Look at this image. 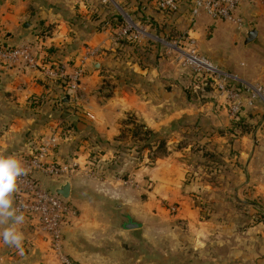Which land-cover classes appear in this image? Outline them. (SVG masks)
I'll return each mask as SVG.
<instances>
[{
    "label": "crops",
    "instance_id": "crops-1",
    "mask_svg": "<svg viewBox=\"0 0 264 264\" xmlns=\"http://www.w3.org/2000/svg\"><path fill=\"white\" fill-rule=\"evenodd\" d=\"M115 1L117 5L102 0H0V25L10 43L19 45L41 35L53 50L51 55L63 63L75 57L68 47L73 44L78 50L89 46L98 51L88 62L79 92L64 103L55 101L56 92L46 86L50 79L44 73L24 72L0 63V155H15L24 166L45 125H66V138L50 158L73 165L74 171L70 176L53 177L38 170L36 176L52 191L69 180L74 197L78 187L86 183L78 174L84 168L81 162L89 154V146L99 148V143L104 142L109 147L101 155L111 156L124 119L132 115L144 128L168 137V153L157 157L154 165H141L135 170V188L148 180L149 193L157 199H170L180 191L189 204L187 207L184 203L182 208L184 218L199 216L197 199H230L221 191L222 180L230 185H264V103L251 102L242 93L241 120L236 122L229 114L227 95L213 84L198 87L196 76L181 64L173 47V43H184L185 35L190 34L200 53L222 69L251 82L263 79L264 0L258 4L245 2L240 7L238 13L244 20L241 29L229 20L215 22L205 13L193 23L186 8L176 14H164L155 0ZM115 14L123 19L130 16L146 34L138 41L119 40L117 29L105 24ZM252 29L257 35L246 43ZM105 79L113 87L110 96L102 95ZM44 93L48 100L32 107L31 97ZM59 112L64 113L63 120ZM73 121H79L76 127L72 126ZM178 126L182 132L176 129ZM191 131L197 141L180 144ZM80 136H84V141L78 150L75 140ZM195 156H199V162ZM205 168L210 171L206 173ZM115 190L110 196H119ZM119 193H123L122 189ZM141 193L132 191L129 198L125 193L124 201L111 198L121 206L128 205L127 213L133 215L131 210L139 212V203H143ZM12 198L14 202V193ZM90 200L73 198L79 206L89 205L93 202ZM76 211L77 216L65 229L64 252L79 264L105 261V255L101 256L95 247V237H102L94 234L95 228L82 224L83 216ZM6 226L0 225V231ZM114 227L109 238L120 248L129 231ZM18 228L24 236L23 253L14 245L4 244L0 237V264H61L43 230L28 220ZM132 230L137 234L139 228ZM185 249L182 243V250ZM137 260L141 262L142 257Z\"/></svg>",
    "mask_w": 264,
    "mask_h": 264
},
{
    "label": "rangeland",
    "instance_id": "rangeland-1",
    "mask_svg": "<svg viewBox=\"0 0 264 264\" xmlns=\"http://www.w3.org/2000/svg\"><path fill=\"white\" fill-rule=\"evenodd\" d=\"M203 87L201 84L200 88ZM112 93L113 87L105 79L102 95ZM124 121L128 123L124 124ZM124 121L121 130L126 129L127 136L116 139L111 156L101 155L102 150L106 151L109 147L104 142H98L99 148L89 146V154L81 162L84 168L78 174L86 183L82 189L79 186L78 193L74 192L76 196L70 199L78 214L83 216L82 224L95 228L94 234L102 237L103 244H99L101 240L95 237L99 244L95 243V247L96 252L105 255L106 260L98 264H264V185L257 187L255 184L254 187V184L240 182L230 185L222 180L219 184L221 191L228 194L230 199L226 196L225 199L203 196L195 202L199 216L184 218L182 208L186 200L180 191L170 199H157L149 193L151 187L148 180L142 183V187L135 188V170L141 165H154L157 157L168 153L167 135L160 133L139 140L133 132L144 124L132 115H128ZM176 129L181 130V127ZM193 133L187 132L179 143L197 141L198 137ZM161 139L165 140L162 148L157 146ZM75 141L79 150L84 136ZM149 142H153L152 147H149ZM143 145H148V148ZM193 154L198 155V152ZM74 155L78 156L76 153ZM194 159L199 162V156ZM205 170L206 173L210 171ZM115 189L119 192L122 189L123 193L110 196ZM132 191H142L143 206L139 203L140 211L135 213L131 210L133 215H129L126 210L128 205L121 206L111 197L124 201V194L129 198ZM75 197L88 198L93 202L90 200L89 205L79 206L73 201ZM185 206L189 207V204L185 203ZM130 222L138 225L126 227ZM116 225L129 231L128 235H123L126 238L120 248H116L117 243L109 238L114 234ZM134 228H139L137 234L133 233ZM182 243L187 247L185 251L182 250ZM138 257H142L141 262H138Z\"/></svg>",
    "mask_w": 264,
    "mask_h": 264
},
{
    "label": "built area",
    "instance_id": "built-area-1",
    "mask_svg": "<svg viewBox=\"0 0 264 264\" xmlns=\"http://www.w3.org/2000/svg\"><path fill=\"white\" fill-rule=\"evenodd\" d=\"M104 3H114L115 0H102ZM184 0H155L156 6L164 12H176ZM263 0H188L190 20L205 13L215 22L229 20L240 29L244 27V20L239 15L240 7L245 3L258 4ZM124 25L118 32V39L138 41L146 31L130 16L124 19ZM185 35L184 43H173L181 64L188 68L197 78L198 87L205 81H210L217 91L229 98V114L233 119L241 116L244 94L249 100L264 103V78L255 82L248 81L236 73L222 69L205 55L200 53L193 38ZM41 35L35 40L25 41L19 45L10 43L8 34L0 25V63L8 67L18 68L20 71H39L51 80H61L63 97H75L79 92L82 80L87 74L89 60L94 59L98 51L92 47L76 50L75 57L68 63L47 57L45 40ZM237 85V86H235ZM244 93V94H242ZM243 99V100H242ZM65 130L62 124L46 125L44 133L37 144L25 159L24 167L27 175L17 180V189L14 192V207L24 213L25 220L43 230L49 237L51 247L57 254L61 264H79L63 250V241L66 227L77 216L76 208L56 191L44 187L37 178L36 172L43 171L53 177L70 176L75 167L70 164L52 160L54 153L65 139Z\"/></svg>",
    "mask_w": 264,
    "mask_h": 264
},
{
    "label": "clouds",
    "instance_id": "clouds-1",
    "mask_svg": "<svg viewBox=\"0 0 264 264\" xmlns=\"http://www.w3.org/2000/svg\"><path fill=\"white\" fill-rule=\"evenodd\" d=\"M27 169L15 155H0V225H7L0 231L2 242L15 246L23 253V233L18 226L25 220L23 212L14 207L12 194L17 189V180L26 176Z\"/></svg>",
    "mask_w": 264,
    "mask_h": 264
},
{
    "label": "trees",
    "instance_id": "trees-1",
    "mask_svg": "<svg viewBox=\"0 0 264 264\" xmlns=\"http://www.w3.org/2000/svg\"><path fill=\"white\" fill-rule=\"evenodd\" d=\"M187 2L188 0H184L182 2V5L180 7V10H183V9H189L188 5H187ZM161 10V9H159ZM162 11V10H161ZM176 11V12H178ZM164 14H168V15H171V14H176V12H164L162 11ZM78 20L79 17H78ZM124 22L125 20L122 18L121 15H118V14H115V15H110L109 18L107 20H105V24L106 25H111L113 28L117 29L116 31V35H118V32L120 31V29L122 28V26L124 25ZM77 24V23H76ZM103 26V25H100V27ZM119 40H122V39H119ZM75 44H73V46H68L69 49L73 52H75L76 50H78V48L74 47ZM76 46V45H75ZM75 50V51H74ZM46 52H47V57L48 58H52V59H56V60H60V58H54L51 54L53 53V50L49 47H46ZM206 84H211L210 81H205L202 85L205 87ZM48 88H52L55 92H56V96L54 97L55 98V101H57L58 103H64L66 101H64V97L62 96L64 91H63V82L61 80H51L50 79V82L47 83L46 85ZM237 86V85H235ZM110 96V95H108ZM46 100H48V96L46 93L42 94V95H39V96H32L31 97V106H36V105H40L41 103L45 102ZM55 114H57L55 112ZM58 115L60 116V119H64V113L63 112H59ZM241 117H239L238 119H234L236 122H239L241 119ZM48 122V121H47ZM128 121H124V124H127ZM72 126L76 127L78 122L77 121H73L72 123ZM46 126V125H45ZM64 126V124H63ZM71 126V125H70ZM67 126L65 125L64 128H66ZM133 135H136L139 140L141 139H144V138H152L153 136H156V132H154L153 130L151 129H148V128H144V125L143 126H140L136 128V130H134L133 132ZM127 136V131L126 129H122L119 136L116 138L118 140L120 139H123ZM153 142H149V147H152V144ZM157 144V143H156ZM165 145V140L164 139H161V143L158 144L157 146H159L160 148H162L163 146ZM148 145H143L142 147H147ZM148 148V147H147ZM150 150H152V148H150Z\"/></svg>",
    "mask_w": 264,
    "mask_h": 264
},
{
    "label": "water",
    "instance_id": "water-1",
    "mask_svg": "<svg viewBox=\"0 0 264 264\" xmlns=\"http://www.w3.org/2000/svg\"><path fill=\"white\" fill-rule=\"evenodd\" d=\"M257 35V31L255 29H252L247 33L246 37V43H249L255 39ZM70 100V95H66L64 97V101L68 102ZM56 192L60 195H62L65 199L70 200L71 197V183L69 180L62 183L57 189ZM138 224L130 222L129 224H126V227H136Z\"/></svg>",
    "mask_w": 264,
    "mask_h": 264
}]
</instances>
